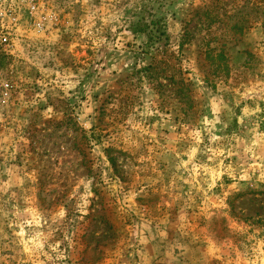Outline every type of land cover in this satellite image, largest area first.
<instances>
[{
  "label": "rangeland",
  "instance_id": "rangeland-1",
  "mask_svg": "<svg viewBox=\"0 0 264 264\" xmlns=\"http://www.w3.org/2000/svg\"><path fill=\"white\" fill-rule=\"evenodd\" d=\"M18 4L0 264H264V0Z\"/></svg>",
  "mask_w": 264,
  "mask_h": 264
},
{
  "label": "built area",
  "instance_id": "built-area-1",
  "mask_svg": "<svg viewBox=\"0 0 264 264\" xmlns=\"http://www.w3.org/2000/svg\"><path fill=\"white\" fill-rule=\"evenodd\" d=\"M34 0H0V53L7 52L14 46V36L18 29L19 4L25 3L34 8ZM9 83L0 79V96H9Z\"/></svg>",
  "mask_w": 264,
  "mask_h": 264
}]
</instances>
